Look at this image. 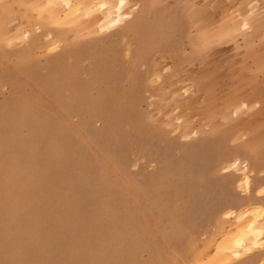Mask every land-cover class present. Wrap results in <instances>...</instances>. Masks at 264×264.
<instances>
[{"label": "rangeland", "instance_id": "1", "mask_svg": "<svg viewBox=\"0 0 264 264\" xmlns=\"http://www.w3.org/2000/svg\"><path fill=\"white\" fill-rule=\"evenodd\" d=\"M102 2L0 0V264H264V0Z\"/></svg>", "mask_w": 264, "mask_h": 264}, {"label": "bare ground", "instance_id": "2", "mask_svg": "<svg viewBox=\"0 0 264 264\" xmlns=\"http://www.w3.org/2000/svg\"><path fill=\"white\" fill-rule=\"evenodd\" d=\"M48 3L53 9L58 8L59 4H61L62 8L69 13L78 11L77 5H74L72 0H48ZM127 3L128 0H120V3L117 4L119 6L115 8L111 7L106 2H102L100 7H106L107 10L104 13L103 20L101 19V23L106 25L107 22V26L110 24L114 27L115 25L120 24L123 20L129 18V15H127L124 10ZM257 213L258 212L248 211L244 215L239 216L234 231L226 235V238L220 243L217 248L219 252L218 256L224 262L232 258H235V260L240 259L244 254L251 252V249L258 246L263 240L264 229L261 225L262 214L260 215Z\"/></svg>", "mask_w": 264, "mask_h": 264}]
</instances>
